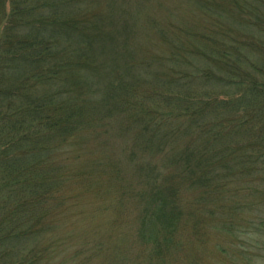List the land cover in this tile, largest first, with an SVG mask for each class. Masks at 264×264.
I'll return each instance as SVG.
<instances>
[{
	"label": "trees",
	"instance_id": "16d2710c",
	"mask_svg": "<svg viewBox=\"0 0 264 264\" xmlns=\"http://www.w3.org/2000/svg\"><path fill=\"white\" fill-rule=\"evenodd\" d=\"M94 1L0 0V264H36L39 219L73 177L61 155L97 113L100 126L132 128L139 151L164 158L139 160L142 187L130 195L139 199V234L158 258L148 264L179 254L186 227L200 239L211 227L261 228L264 0H227L210 32L182 36L188 29L170 19L148 22L159 37L146 31V40L168 48L158 63L137 56L149 48L129 0ZM187 1L208 10L209 0ZM238 241L240 250L250 243Z\"/></svg>",
	"mask_w": 264,
	"mask_h": 264
},
{
	"label": "rangeland",
	"instance_id": "374dc122",
	"mask_svg": "<svg viewBox=\"0 0 264 264\" xmlns=\"http://www.w3.org/2000/svg\"><path fill=\"white\" fill-rule=\"evenodd\" d=\"M104 1L95 0V7L103 5ZM213 1L218 3L212 4L209 0L206 2L208 10L203 12L195 7L196 3L187 0L126 1L127 10L135 21L134 28L139 33L138 38L145 40L144 45L149 48L143 49L144 52L137 50V56L142 54L145 60H155L158 63V53L167 55L168 48L161 45L164 43L159 40V43H152L151 38L146 40L147 36H144L148 31L153 37H159L153 26L147 27V23L151 21L162 23L170 19L168 22H172L170 25L173 28L181 26L182 32L183 29H188L182 36L187 35L186 31L210 32V27L215 26L212 16L214 11L217 13L221 9L219 5L227 3V0ZM141 23L142 26L139 27ZM192 42L189 41L190 46ZM183 45L189 44L183 41ZM201 49L202 47L200 51ZM199 53L197 59L196 56H191V59L201 61ZM160 62L164 63V58L160 57ZM163 65L161 64L164 68L161 69L162 76L168 72ZM97 114L91 122H87L89 126H83L75 143H69V153L61 155L60 159L69 164V178L73 177L60 187L61 201L53 200L44 217L39 219V239L35 241L39 248L34 261L36 264H148L154 259L158 260L153 254L151 242L139 234L141 219L136 207L139 199L136 194L132 197L130 195L142 187L139 183L142 184L143 181L138 182L140 179L136 171L139 160L154 157L152 160L160 165L164 158L160 154H150L149 150L143 153L139 151L137 144L141 143L135 139L132 128L122 132L121 126L116 122L100 126ZM65 184L67 197L62 195ZM130 184L133 185L132 188H125ZM260 195L264 199V190H261ZM122 198L127 201L126 205L122 203ZM262 206L264 207V203ZM259 209V215L262 214L264 218V209L261 206ZM251 214L254 215L250 212L248 216L251 217ZM253 226L246 227V232L242 235L228 234L211 227L203 239L194 236L193 231L186 227L181 233H185L183 236L188 241L179 249V254L165 255L159 264H190L188 261L196 264H264V246L258 243V239H264V222L258 230ZM240 237H246L250 241L244 243L246 249L243 245L241 250L236 247ZM218 243L226 245L225 253L217 249ZM5 258L6 253L0 254V261Z\"/></svg>",
	"mask_w": 264,
	"mask_h": 264
}]
</instances>
